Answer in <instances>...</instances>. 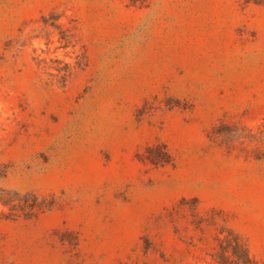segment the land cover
I'll list each match as a JSON object with an SVG mask.
<instances>
[{
	"label": "rangeland",
	"instance_id": "1",
	"mask_svg": "<svg viewBox=\"0 0 264 264\" xmlns=\"http://www.w3.org/2000/svg\"><path fill=\"white\" fill-rule=\"evenodd\" d=\"M262 124L264 5L0 0L1 182L37 196L0 264H201L222 227L264 264Z\"/></svg>",
	"mask_w": 264,
	"mask_h": 264
},
{
	"label": "trees",
	"instance_id": "2",
	"mask_svg": "<svg viewBox=\"0 0 264 264\" xmlns=\"http://www.w3.org/2000/svg\"><path fill=\"white\" fill-rule=\"evenodd\" d=\"M128 6L145 7L149 6L153 0H124ZM245 4L264 5V0H242ZM59 28V25H53ZM246 129V128H245ZM248 133L244 135L249 138H255L257 142L264 145V124L258 127L256 133L247 128ZM216 134H225L222 129H216ZM243 136V135H242ZM260 145V147H261ZM155 148L163 149V155L150 154L151 162L155 164L169 162L170 154L166 145L158 144L148 147V152H152ZM165 156V157H164ZM165 158V159H164ZM6 176L4 170L0 169V220L15 219L20 216L23 211L26 217L35 212V207L31 206L30 211L25 210V203L28 197L36 198L34 193H20L16 190L6 188L1 180ZM201 264H263L251 253L246 240L235 230L229 227H222L215 236V244L213 248L207 252Z\"/></svg>",
	"mask_w": 264,
	"mask_h": 264
}]
</instances>
